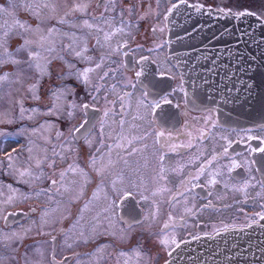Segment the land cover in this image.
Returning a JSON list of instances; mask_svg holds the SVG:
<instances>
[{
  "label": "flooded vegetation",
  "instance_id": "obj_1",
  "mask_svg": "<svg viewBox=\"0 0 264 264\" xmlns=\"http://www.w3.org/2000/svg\"><path fill=\"white\" fill-rule=\"evenodd\" d=\"M96 1L99 3V0H87L84 10L90 7L91 9L84 12V18L81 21L79 16L73 15V22L79 20L77 27L68 26L66 28L71 29V35L81 42L89 43L96 36V34H90L89 22L87 25L84 23L86 27H83L81 23L87 17L91 22L93 17L90 16L91 13L96 15H99L98 12L102 13V9L97 11V8H92V4ZM108 1L113 0H103L105 4ZM148 1L149 7L147 5L143 7L140 3L128 7L132 13L129 14L126 23H124L125 26L122 27L124 29L132 27L138 34L132 35V43H126L127 46L125 49L123 48L125 56L122 46L117 49L118 52L115 54L117 58L120 57L118 61L122 67L125 63L126 72L128 70L130 74L128 77L134 81L135 95L129 97L133 105L127 106L122 111L120 106L122 103L118 102L120 98H117V101H113L112 96L107 99L106 92L102 90L104 82L108 83L106 78L100 83V86H98L97 78L94 79L93 76L87 80L83 79L84 82L78 81L77 85L65 83L69 94H71V86L74 85L77 90L81 86H85L92 90L90 95L94 98L93 102L88 100L91 106L87 103L82 104V119L68 133L67 131L63 132L62 129L67 125L66 120L75 122L74 118L78 116L80 101L75 103L66 101V105H72V109L75 108V111L64 118L61 115L58 120L61 126L60 132L63 133L61 136H64V140H59V142L61 145H65L69 141L72 153L66 154L68 158H65L64 163L61 160L60 163L56 162L55 154L50 155L51 159L48 162L51 172H42L40 176V182L49 181L47 186H41L40 182H35V177L31 180L25 178L30 172H34L35 175L36 165L32 155H29L30 158L25 166L10 167L11 176H13V172L16 173V168L23 169L16 175L21 178L15 179L21 181L17 187L24 191L26 199L11 205L12 207L9 209L0 210V239L4 238L5 232L7 237L14 231L23 228H26V231L23 235L22 241L24 242L21 248L18 245L12 251L6 250L4 253L0 250V264H161L169 251L189 236L209 234L228 227L245 226L264 217V119L255 120L250 126L229 127L220 121L219 117L217 118V105L189 102L185 98V91L181 99L174 98V94L181 91V83L177 80L179 78L178 70L170 62L167 54L168 24L164 19L167 12L156 11L163 5L170 6L171 9L175 2L186 1L196 9H204L207 12H211L209 9L220 15L249 12L264 21V0H253L258 4L255 6L258 9H251V6H248L250 4L247 2H251V0H158V3ZM75 9L71 5L69 12L73 14ZM83 33L89 34L83 36ZM61 40L66 41L64 38ZM209 45L211 51L206 52L205 57L195 56L198 63L192 62L190 66L192 70L221 72L228 71L234 63L237 66L240 64L241 60H228L223 55V51L217 49L213 42H210ZM152 46L160 48L157 54L149 52ZM96 50L91 49L87 54H95ZM143 59L151 71L139 76ZM90 63L91 61L87 65ZM77 66L83 69L82 66L85 65L78 63ZM117 69L118 71H116ZM108 71L124 75L118 67L113 69L106 66L104 72ZM162 71H166L170 75L159 73ZM163 74L169 75V77L164 78ZM205 85L211 86L209 83ZM124 95L126 96L127 93H124L122 97ZM99 98L105 99L103 102H98ZM94 105L105 111L100 112L99 108ZM117 107L121 112L113 114L110 110ZM132 114L139 116L142 124L149 129L147 133L156 142L160 153L164 156L168 155V168L173 155L177 157L178 155L201 154L200 160L191 165V169L181 174L170 190L161 188L160 182L163 181H160L161 178L155 177L158 170H156V174L152 173L154 183L151 188L155 193L159 192L161 196H164L171 191L164 203L154 197L146 198L149 197L147 195L137 197L129 192L130 190L124 194L119 193L123 188H127V186L119 184V178L122 175L119 170H121L123 157V152L120 149H124L126 138L123 137L122 141L117 138L123 133L124 127H127L126 122L131 119ZM210 114L215 115L219 128L212 124L213 120L210 119ZM189 116L202 121L204 130L199 136L193 137L188 134L186 129H182V127L192 125V119ZM101 119L103 123L101 128H98L96 125ZM51 120L55 121L57 118ZM55 127L54 125L52 131ZM209 128L215 132L212 137H210ZM51 132L47 135L48 139L56 138L59 135L58 133L57 136H51ZM230 133L244 135V138L236 139ZM211 139L217 143L216 151L208 144ZM132 142L136 143V141ZM43 143L48 145L47 142ZM138 143L137 146L140 148L137 152H140L141 155L144 148H141V141ZM13 146L8 145L6 147L8 149L3 153L10 152ZM15 153L19 152L12 153L14 157ZM145 156L149 161L148 151H145ZM156 157L160 162L158 156ZM6 162L4 158H0V176L2 175V165ZM217 162L236 166L230 171V182L227 186L231 182L245 180L231 191L229 201H219L218 206L214 202V198H222L227 186L222 193L223 185L218 181L213 183L209 181L207 184L198 183L199 177L204 174V169L208 164ZM58 163L62 166L59 167ZM89 163L92 165L90 166ZM72 165L78 167L81 172L89 174L83 194L76 202H74L76 198H69V193L66 191L67 189L72 190L75 185L69 186L65 181L63 185L61 184L66 177L68 168ZM144 170L145 175L149 174L147 167ZM117 171L119 172L116 176L113 173ZM171 175L173 177V172L164 173V180H168ZM247 178L250 179L251 186L254 188L247 185L249 183ZM95 180H98L99 189L107 191L108 194L119 187L116 193H113V196L119 198L116 203L117 209H115L116 212L111 211H113L117 223L124 229V232H121L124 233V239L120 238L122 228H117L115 231H108L107 227L100 230L94 228L98 215L85 209L86 205L84 204L88 199L84 197L82 201V198L85 195V189ZM54 183H56L55 187ZM8 185L11 188H16L12 183ZM61 189L64 190L67 198L53 197L54 192L61 191ZM145 189H147L146 193L148 190L151 192L147 186ZM12 197L13 194L8 198ZM193 197H196V200ZM39 198L46 206L56 204L57 207L43 210ZM196 207L201 208V212L196 213L194 211ZM228 210L233 215L220 222V214ZM42 212L48 214H44L43 219L37 220L38 213ZM12 214H14L13 217L10 216ZM203 215H210V220L216 225L209 228L208 221L202 218ZM179 233L182 235L181 238L177 236ZM170 236L174 237L170 238ZM98 255L100 256L96 257Z\"/></svg>",
  "mask_w": 264,
  "mask_h": 264
},
{
  "label": "rangeland",
  "instance_id": "obj_2",
  "mask_svg": "<svg viewBox=\"0 0 264 264\" xmlns=\"http://www.w3.org/2000/svg\"><path fill=\"white\" fill-rule=\"evenodd\" d=\"M86 1L87 0H0V85H2L0 89V121H2L0 123V158H4V160L7 161L2 165V175L0 176V210L9 209L11 205H15L17 202L26 199L24 191L17 187V184L21 181L15 179L21 178V176L16 175L19 174L17 172L23 169L20 168L19 170L16 168V173L13 172V176H11L9 173L10 167L14 165L18 167L25 166L30 158L29 155H32L36 165L35 175L34 172H30L25 178L31 180V178L35 177V182H40L42 172H51L50 163L48 162V160L51 159L50 155L52 156L55 154L56 162L60 163L61 160V162L64 163L65 158H68L66 154L72 153L69 141L65 145H61L59 142V140H64V136H61L63 133L60 132L61 126L58 120L61 115L64 118V116L71 115L73 111H75V108L72 109V105H66V101H72L73 103L80 101L78 116L74 118L75 122L72 123L71 120H66L67 125L62 129L63 132L67 131L68 133V131L74 128L82 119V104L87 103L91 106L88 100L90 99L93 102L94 98L90 95L92 90L85 86H81L79 90H77L73 85L70 88L72 95L69 94V90L67 86H65V83L77 85L78 81L84 82L83 79L87 80V78L93 76L94 79L97 78L99 83L98 86H100V83L106 78L108 83L104 82L102 89L106 92V98L109 99V97L112 96L113 101H117V98H120L118 102L122 103L120 105L122 111H124L127 106L133 105L129 97L135 95L134 81L130 80L128 77L130 74L128 70L126 72L124 61V66L122 67L121 63L118 61L120 57L117 58L115 54L118 52L117 49H119V47L122 46V49H125L127 46L126 43H132V35L135 33L138 34L132 27H128L127 29L122 27L125 26L124 23H126L129 14L132 13L131 9L128 7L132 4L137 5L139 3L145 7L146 5L148 6L149 1L113 0L108 1L106 4L103 0H99V3L96 1L92 4V8H97V11L102 9V13L100 14L98 12L99 15L91 13L90 16H93L91 22L88 20V17L81 22L83 27H86L84 25L85 21L89 22L91 25L90 34H96L89 43L87 41H79L74 35H71V29H66L68 26L77 27L79 20L81 21V19L84 18V12L91 9L90 7L86 10L83 9V11L77 10L76 6L78 5L84 6L85 8L84 4ZM151 1H156L158 3V0ZM97 3L98 5L96 6ZM178 3L179 2H175L171 9L170 6L163 5L160 9H156V11L167 12L164 15V19L166 20L169 12ZM247 4H250L248 6H251V9H258V7H255L258 4L253 0L247 2ZM71 5L76 8L75 11L73 10V14L69 12ZM73 15H75V17L79 16V20L73 22ZM85 34L87 35L89 33H83V36H86ZM63 36L67 41L61 40ZM63 44H65L64 47L62 46ZM91 49H97L95 51L97 53L87 54ZM124 49L122 52L125 56ZM159 50L160 48H153L152 46L149 52L157 54ZM77 53H80V55H77ZM136 53H139V51H136ZM243 58L241 57L240 59L242 68L244 67ZM257 60L259 61L258 58ZM90 61L91 63L87 65ZM253 61L255 62V59H253ZM78 63H83L85 65L82 66L83 69L77 66ZM14 65H17L16 69H13ZM106 66L113 69L118 67L124 75L109 71L104 72ZM190 66L191 65H189V67ZM253 67V64L250 66V64L247 63V69H253ZM12 70H14L13 73ZM116 71H118V69ZM150 71L151 69L146 66L143 59L141 74L139 76L150 73ZM193 72V78L195 79L197 78L196 73L198 70H193ZM159 73L169 74L166 71ZM166 74L162 76L168 78L170 74ZM13 78L15 80H13ZM177 80L179 82L181 81L180 76ZM218 82L221 84L220 81ZM40 83L44 85L41 92L44 91L45 95L52 92L50 98H45L42 94H40V97L37 95V88ZM117 84H121V86ZM98 92L100 91L98 90ZM124 93H127V95L122 97ZM183 96L184 89L181 84V91L174 94V98L179 97L181 99ZM104 99L99 98L97 101L103 102ZM49 101L50 103L46 105L45 103ZM46 107L49 108L46 109ZM94 107L99 108L100 112L105 111L101 107L95 105ZM118 107L110 111L113 114L121 112ZM54 113H57L58 117H56ZM20 114L25 118L27 124L22 122ZM139 115L142 114L139 113ZM216 115L218 118V114ZM189 117L192 119V125L184 128L182 127V129H186L188 134H191L193 137L199 136L204 130L202 121L198 118L194 119L192 116ZM209 117L213 120L212 124L219 128L216 124L215 115L210 114ZM52 118H57V120L53 121L51 120ZM62 123L64 124V122ZM102 123L103 120L101 119L96 127L101 128ZM52 124L56 126L54 131H52L54 128ZM126 124H128L127 127H124L123 133L117 138V140L120 141H122L123 137L126 138L124 149H120V151L123 152V157L121 161V170H119L120 175L122 174L119 178V184H123L127 186V188H123L119 193L124 194L130 190L129 192H132L137 197L147 195L149 197L146 198L154 197L158 199L159 202L164 203L171 191L167 192L164 196H161L159 192L155 193L151 188L154 183V175H152V173L156 174V170H158L155 177L161 178L160 181H163L160 182L162 185L161 188L170 190L178 177L186 170L191 169V165L196 161L200 160L201 154L195 153L187 156L178 155L177 157L173 155L170 161V167L168 168V155H162L159 149H157L156 142L153 141L152 137L147 133L149 129L142 124L140 117L132 114L131 119L128 120ZM209 131L210 137L214 136L215 132L210 128ZM50 132L51 136H57L58 133L59 135L56 138L52 137L48 139L49 137L47 138V135ZM230 134L236 139L244 138V135L235 133ZM132 141H136V143ZM138 141L142 142L141 148H144L142 151L143 154L141 155L140 152H137L140 148V146H137L139 145ZM43 142H47L48 145ZM208 144L214 151L218 149L215 140L211 139ZM8 145L14 146L10 152H5L4 154L3 151L8 149L6 148ZM145 151H148L149 161L146 160ZM14 152L19 153H15L14 157L12 154ZM156 156H158L160 162L157 161ZM59 163L58 166L61 167L62 165ZM89 165L91 166L92 164L89 163ZM145 167H147L149 171L147 175L144 174ZM233 168H236V166H231L223 162L209 163L207 168L204 169V174L199 177L198 183L207 184L209 181L212 183L218 181L223 185V193L225 187L230 182V171ZM119 171L113 174L117 176ZM168 171L171 173L173 172V177L171 175L168 180H164L163 174ZM88 180V172L83 173L78 170V167L72 165L68 168L66 177L62 180L61 184L63 185L65 181L69 186L75 185L72 190L67 189L66 191L69 193V198H76L74 201L76 202L79 201V196L83 194V189ZM247 180L249 182L247 185L254 188L251 186L250 179L247 178ZM244 181L245 180L231 182L230 185L226 187L224 196L219 199L214 198V202L217 204L219 201H229L228 199L231 191ZM9 183H12L16 188H11L8 185ZM48 184V180L40 182L41 186H47ZM55 185L56 183L53 184L54 187ZM146 186L151 190V192L149 190L147 191L148 193L150 192L149 194L146 193ZM117 189H119V187H116L110 194H108L107 191H105V193L99 189L98 180H95L85 189V195L82 201L84 197L87 198L88 200L84 204L86 205L85 209L98 215L96 217L95 230L107 227L108 231H115L117 228H122L120 231V238L124 239V233H121L122 231L124 232V229L117 223L113 213V211L116 212V203L119 200L118 196H113V193H116ZM63 191L62 189L61 191H55L53 197L59 199L67 198ZM11 193L13 197L8 198L12 196ZM195 198L196 197H193V199ZM39 199L42 202L43 210L57 207L56 204L48 207L41 198ZM27 201L30 202V200ZM37 206L36 204V207ZM177 206L180 207L179 204H177ZM194 211L199 213L201 212V208L196 207ZM44 214L48 213H38L37 220L43 219ZM232 215L233 214L229 210L225 211L220 214L219 221L221 222ZM202 218L208 221L209 228L216 225L210 220V215H203ZM212 218L215 219V217ZM25 231L26 228H23L14 231L7 235V237L5 232L4 238L0 239L1 252L4 253L6 250L12 251L18 245L21 248L24 242L22 240ZM177 236H179V238L182 237L180 233ZM173 237L174 236H170V238ZM112 239L114 238L112 237ZM180 243H182V241L177 245ZM177 245H175L174 248ZM99 256L100 255L96 257ZM38 257H40V255H38Z\"/></svg>",
  "mask_w": 264,
  "mask_h": 264
},
{
  "label": "water",
  "instance_id": "obj_3",
  "mask_svg": "<svg viewBox=\"0 0 264 264\" xmlns=\"http://www.w3.org/2000/svg\"><path fill=\"white\" fill-rule=\"evenodd\" d=\"M209 10L186 3L172 8L167 15L168 59L177 65L186 97L207 98L217 105L220 121L237 126L254 117L260 120L264 114V22L255 15H220ZM210 42L228 60L244 57V67L234 63L228 71H204L205 77L196 73L194 79L189 65L198 63L195 56L205 57L211 51ZM247 63L253 69H247ZM162 264H264V218L185 240Z\"/></svg>",
  "mask_w": 264,
  "mask_h": 264
},
{
  "label": "trees",
  "instance_id": "obj_4",
  "mask_svg": "<svg viewBox=\"0 0 264 264\" xmlns=\"http://www.w3.org/2000/svg\"><path fill=\"white\" fill-rule=\"evenodd\" d=\"M62 38H64V36H63ZM62 38H61V39H62ZM64 39H65V38H64ZM65 40L67 41V39H65ZM62 46H65V44H63ZM25 65H27V64H25ZM16 68H17V65H14V66H13V69H16ZM13 71H14V70H12V73H13ZM14 78H15V77H14ZM14 78H13V80H15ZM13 80H12V81H13ZM1 86H2V85H0V89H1ZM36 87H37V86H36ZM34 88H35V86H34ZM43 88H44L43 83H40V85H38V88H37V92H38L37 95L40 97V94H42V95H44L45 98H50V97L52 96V92H51L50 94H48V95H45L44 91L41 92V90H43ZM36 98H38V97H36ZM45 101H46V100H45ZM48 103H50V101H49V102H46L45 104L48 105ZM47 108H49V107H46V109H47ZM54 115H55L56 117L58 116L57 113H54ZM20 119L22 120V122H25V123H26L25 118H23V117L21 116V114H20ZM1 122H2V121H0V123H1ZM26 124H27V123H26Z\"/></svg>",
  "mask_w": 264,
  "mask_h": 264
},
{
  "label": "snow or ice",
  "instance_id": "obj_5",
  "mask_svg": "<svg viewBox=\"0 0 264 264\" xmlns=\"http://www.w3.org/2000/svg\"><path fill=\"white\" fill-rule=\"evenodd\" d=\"M77 10L83 11L84 6H76ZM254 13H246V12H241L240 15H253ZM85 24L87 25V21H85ZM89 27H91V25H88ZM77 55H80V53H77ZM137 75H139V73H137ZM85 77H86V73H85Z\"/></svg>",
  "mask_w": 264,
  "mask_h": 264
}]
</instances>
